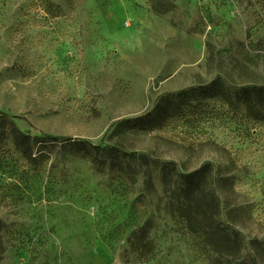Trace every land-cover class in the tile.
Returning a JSON list of instances; mask_svg holds the SVG:
<instances>
[{"label":"rangeland","instance_id":"obj_1","mask_svg":"<svg viewBox=\"0 0 264 264\" xmlns=\"http://www.w3.org/2000/svg\"><path fill=\"white\" fill-rule=\"evenodd\" d=\"M244 90L264 93V0H0V117L40 156L0 125V264H264V104ZM207 164L239 256L183 216Z\"/></svg>","mask_w":264,"mask_h":264},{"label":"trees","instance_id":"obj_2","mask_svg":"<svg viewBox=\"0 0 264 264\" xmlns=\"http://www.w3.org/2000/svg\"><path fill=\"white\" fill-rule=\"evenodd\" d=\"M241 95L246 98L244 101L249 103L250 110L260 112V108L264 104V93H257V95L255 96L253 91L244 90ZM253 102L254 104H252ZM251 114L253 115L254 113ZM0 125H8V127H10L12 135L14 136L13 139L15 143L21 150V153L24 155V157L31 164L38 163V159L40 156H37V154L35 153V139L32 138V136H30L29 134H26L17 129L13 122H8L6 116L0 117ZM40 141L43 144V142H46V139L43 138ZM103 150L109 156L118 154V151L115 148H105ZM211 168V165L207 164L194 173L182 175L181 178L183 179L185 185L181 189V193L184 195L183 198L186 199V203L182 207L183 216H185L189 220L195 218H197V221L200 220V222L204 223L209 228L208 235L213 238L214 244H217L218 247L225 252H232V254H236V256H239L242 252V245L238 240V237H232L231 235H229L222 227L215 224L213 218L215 205L214 196L211 195L207 191V189H205L207 178L211 174ZM193 201L194 203H192ZM192 207L194 208V210H192ZM139 236V243H142V241L146 240L147 227L144 226L140 230ZM147 244L148 243H145L143 247H146ZM234 264L260 263L255 258L246 260L238 257Z\"/></svg>","mask_w":264,"mask_h":264}]
</instances>
